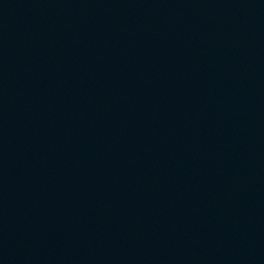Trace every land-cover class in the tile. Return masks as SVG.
Returning <instances> with one entry per match:
<instances>
[{"label":"water","instance_id":"1","mask_svg":"<svg viewBox=\"0 0 264 264\" xmlns=\"http://www.w3.org/2000/svg\"><path fill=\"white\" fill-rule=\"evenodd\" d=\"M0 264H264V0H0Z\"/></svg>","mask_w":264,"mask_h":264}]
</instances>
